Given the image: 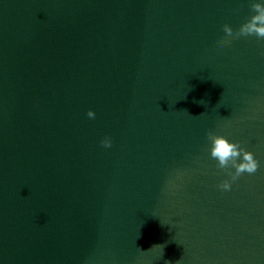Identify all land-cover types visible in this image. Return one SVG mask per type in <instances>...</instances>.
<instances>
[{
	"label": "clouds",
	"instance_id": "obj_1",
	"mask_svg": "<svg viewBox=\"0 0 264 264\" xmlns=\"http://www.w3.org/2000/svg\"><path fill=\"white\" fill-rule=\"evenodd\" d=\"M249 7L251 15L242 23L238 30L225 24L222 31L225 38H222L218 43L221 47L228 46L232 40L242 37L255 36L257 39L264 40V3L258 0H250ZM87 116L90 119L95 118V112L89 110ZM207 139L210 141V156L215 159L217 167L224 170L230 177V180H224L218 188L222 191H230L232 183L238 180L244 173L249 175L257 172L259 162L251 151H247L239 142H230L225 136L209 131ZM101 144L105 148L112 146L110 137H105ZM234 169V171H232Z\"/></svg>",
	"mask_w": 264,
	"mask_h": 264
}]
</instances>
